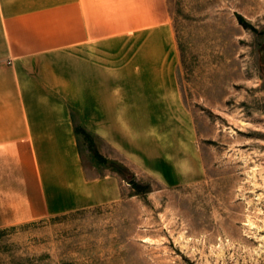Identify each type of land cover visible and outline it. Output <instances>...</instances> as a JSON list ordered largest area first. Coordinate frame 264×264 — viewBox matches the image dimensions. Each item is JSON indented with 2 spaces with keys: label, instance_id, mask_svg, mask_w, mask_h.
<instances>
[{
  "label": "rangeland",
  "instance_id": "rangeland-1",
  "mask_svg": "<svg viewBox=\"0 0 264 264\" xmlns=\"http://www.w3.org/2000/svg\"><path fill=\"white\" fill-rule=\"evenodd\" d=\"M165 4L179 156L165 151L156 176L109 163L73 115L88 176L115 178L117 198L0 230V264H264V0ZM49 65L74 88L75 64Z\"/></svg>",
  "mask_w": 264,
  "mask_h": 264
},
{
  "label": "crops",
  "instance_id": "crops-1",
  "mask_svg": "<svg viewBox=\"0 0 264 264\" xmlns=\"http://www.w3.org/2000/svg\"><path fill=\"white\" fill-rule=\"evenodd\" d=\"M52 63L75 64L74 88ZM177 63L165 0H0V230L116 200L73 115L109 163L159 175L180 151Z\"/></svg>",
  "mask_w": 264,
  "mask_h": 264
}]
</instances>
